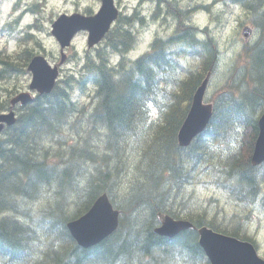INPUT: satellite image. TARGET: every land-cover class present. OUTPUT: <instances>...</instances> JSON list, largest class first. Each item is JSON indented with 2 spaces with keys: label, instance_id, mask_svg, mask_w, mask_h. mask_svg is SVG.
Instances as JSON below:
<instances>
[{
  "label": "trees",
  "instance_id": "1",
  "mask_svg": "<svg viewBox=\"0 0 264 264\" xmlns=\"http://www.w3.org/2000/svg\"><path fill=\"white\" fill-rule=\"evenodd\" d=\"M233 1L258 35L226 69L216 38L207 29L201 38L196 25L185 27L179 17L176 34L157 39L153 52L136 59L129 52L138 37L118 28L88 55L85 71L67 75L19 114L0 137V264H209L196 230L173 239L154 231L159 212L242 236L232 222L227 226L206 212L179 207L203 166L231 202L248 210L257 203L264 207V169L250 165L264 110V0ZM115 51L121 59L113 65ZM32 55L26 50L18 60L2 56L0 81L24 71ZM209 71L212 120L189 147H181L178 130ZM91 86L89 99L97 102L87 110L72 93L89 94ZM148 101L161 111L155 121L149 120ZM228 139L234 144L215 153L212 146ZM102 192L121 210V223L112 236L85 249L67 221L86 212Z\"/></svg>",
  "mask_w": 264,
  "mask_h": 264
},
{
  "label": "rangeland",
  "instance_id": "2",
  "mask_svg": "<svg viewBox=\"0 0 264 264\" xmlns=\"http://www.w3.org/2000/svg\"><path fill=\"white\" fill-rule=\"evenodd\" d=\"M17 1L19 0H0V3L4 5L8 4L11 7ZM28 1L29 2L25 3V0H21V6L27 8L30 4L33 3V0ZM69 1L70 0H46L44 4H42L44 9H42L41 12L36 15V17L39 18V21L36 22L38 23V25H32L31 28L28 27L31 25L27 24L33 23L35 20L32 15H30L29 18L25 17L22 20V23H18L14 26L16 31H21V35L24 34V29H26V33L28 31L27 35L30 36V38L28 39V43L21 45L20 47L15 41L9 42L7 40L8 34L1 33L0 50H3L4 53H21L24 49H28L31 53H33V55L38 53L45 54L49 61L53 64L58 62L60 59V46L51 33V20L55 15L66 12L67 10L72 8L73 2ZM123 1L131 6L132 3L136 4L138 0ZM201 1L210 0H195L192 4H196ZM4 5L1 6L0 27L7 21L14 20L19 14V12H16L13 16L8 17L9 12ZM82 5H90L94 8L98 7V3L96 1H85ZM212 7L213 8L211 10L207 11L203 9H197L196 12L192 14V21L201 28L208 27L212 31L213 35L216 37L223 49L222 68L226 69L228 65L235 60L236 55L242 47V37L238 32L240 29V23L242 21H246L247 16L244 10L239 5L228 4V6H226L219 1ZM218 17L221 18V21L218 19ZM33 26L35 27L33 28ZM154 27L155 25L153 24V22H151L150 27L148 29L146 28L141 33V35L139 36L140 42L137 49L130 53L132 56L139 55L148 50L150 42L153 38ZM30 31L33 33H30ZM200 36L202 37V35ZM5 46H9L8 51L4 49ZM87 51V34L81 33L73 41V46L67 50L70 59L62 67L64 78L67 75H69L70 77L74 72H79L80 66L83 64L82 59L78 62L76 58L71 59V56L74 53H78V55L83 57L84 53H86ZM30 78L31 75L25 68V70L20 72L16 77L6 81H0V101H9L13 97L11 95V92L9 93L5 90L6 87H9L10 91L27 90ZM214 89L215 85L213 84L209 88L208 93L212 94ZM93 92L94 89L92 86L89 89V94H84L76 89L73 98L75 100H80L81 104L87 103L89 102V95L94 94ZM157 115V109L155 107H152L153 118H156ZM233 144V140L228 139L227 141L225 140L222 145L220 144L219 146L218 144H216L213 145L212 148L215 153H220L223 150L221 149V147L226 149L228 145ZM42 201L43 199H39L38 201L32 202V207H34V209H37L42 204ZM186 201L187 207L206 210L207 212H209L210 217L214 215L219 220L225 222L233 220L234 214L238 212L237 205H235L233 202H230L220 190H217L210 185L199 184L196 187H191L188 191ZM258 215L261 216V218H255L248 223V227L252 228L255 231H250L249 229L248 230L260 243L261 252L263 251L261 254L264 255V214L260 212Z\"/></svg>",
  "mask_w": 264,
  "mask_h": 264
},
{
  "label": "water",
  "instance_id": "3",
  "mask_svg": "<svg viewBox=\"0 0 264 264\" xmlns=\"http://www.w3.org/2000/svg\"><path fill=\"white\" fill-rule=\"evenodd\" d=\"M118 16L112 0H103L100 11L91 17L80 14L71 16L61 15L53 24V34L61 43L62 49L71 44L74 35L82 29L89 31V47L96 45L109 31L111 23ZM249 28L245 29V36L249 35ZM61 62L64 61L63 53ZM33 72L31 88H37L40 92H50L58 76V67L54 68L42 55H36L29 65ZM208 77L198 87L190 110L179 131V144L187 146L192 139L202 132L208 125L212 114L213 104L204 102V95ZM30 93L20 94L13 100L22 99L23 102L30 100ZM20 101V100H19ZM9 125L15 122L14 113L0 115V131L4 127L1 122ZM264 160V113L259 119V135L257 138L252 163L258 164ZM119 225V211L114 210L107 194L100 196L91 209L80 218L71 221L68 228L76 241L84 246L91 247L109 236ZM193 224L185 220H174L169 216H162V225L157 232L173 237L180 231L192 227ZM200 244L205 249L212 264H264V261L257 257L255 248L248 242H242L235 238L222 235L202 227L199 229Z\"/></svg>",
  "mask_w": 264,
  "mask_h": 264
},
{
  "label": "flooded vegetation",
  "instance_id": "4",
  "mask_svg": "<svg viewBox=\"0 0 264 264\" xmlns=\"http://www.w3.org/2000/svg\"><path fill=\"white\" fill-rule=\"evenodd\" d=\"M70 1L73 2V6L71 9L66 11V13H68V14H72L74 12L80 11L83 14L92 15L98 11V9L100 8L101 3H102L101 0H70ZM85 1H96L98 3V7L94 8V7H91L90 5H82L83 2H85ZM117 1H119V0H117ZM143 1L146 2L147 4H149V2L151 4H155V3L158 4L159 1H161V0H143ZM28 12H30L34 17L35 16V5H30L28 7ZM52 20H53V18H52Z\"/></svg>",
  "mask_w": 264,
  "mask_h": 264
}]
</instances>
